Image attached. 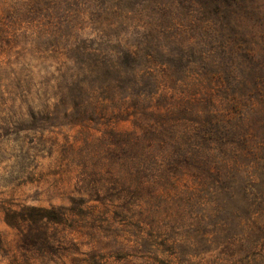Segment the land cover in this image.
Wrapping results in <instances>:
<instances>
[{"label": "rangeland", "instance_id": "obj_1", "mask_svg": "<svg viewBox=\"0 0 264 264\" xmlns=\"http://www.w3.org/2000/svg\"><path fill=\"white\" fill-rule=\"evenodd\" d=\"M0 264H264V0H0Z\"/></svg>", "mask_w": 264, "mask_h": 264}, {"label": "trees", "instance_id": "obj_2", "mask_svg": "<svg viewBox=\"0 0 264 264\" xmlns=\"http://www.w3.org/2000/svg\"><path fill=\"white\" fill-rule=\"evenodd\" d=\"M40 212H47V211H43V210H40ZM42 217V220L46 217H44L43 215L41 216ZM24 220V219H22ZM20 218L19 217H15L14 221H8L7 220V223L10 225V226H13V227H16V228H19V225H20Z\"/></svg>", "mask_w": 264, "mask_h": 264}]
</instances>
